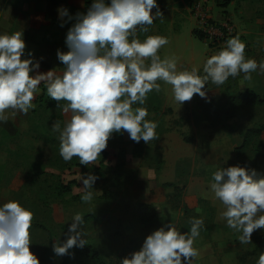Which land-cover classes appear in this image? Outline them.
I'll return each instance as SVG.
<instances>
[{"label": "rangeland", "instance_id": "374dc122", "mask_svg": "<svg viewBox=\"0 0 264 264\" xmlns=\"http://www.w3.org/2000/svg\"><path fill=\"white\" fill-rule=\"evenodd\" d=\"M19 1L0 0V33L22 30L26 47L21 58L31 53L33 62L40 64L36 71L51 69L62 75L64 65L57 51H68L67 32L77 14L86 13L93 0H36L28 28L21 19L15 22L12 17ZM171 3L173 16L165 22L153 20L147 33L138 28L137 35L140 39L147 35L167 37L168 43L159 54L162 58L176 57L181 70H202L204 61L225 45L220 41L213 45L200 37L204 20L222 27L225 42L239 35L246 44V57L264 60V0ZM64 8L68 15L61 23L58 10ZM158 83L160 91L150 92L143 105L148 109L147 119L158 122V138L135 142L126 131L113 132L107 147L89 165L80 164L75 156L67 162L60 156L59 133L53 131L52 124L59 121L63 127L71 112L63 111L66 101L48 97L43 82L34 95L35 107L26 115H13L8 110V120L0 123V204L17 200L33 211L29 247L42 264L62 262L63 255H56L52 246L57 239L62 242L67 238L71 218L77 212L85 218L87 244L107 264H117L123 253H131L128 238L136 239L140 249L154 230L172 222L182 232L187 231L193 217H203L205 228L196 238L194 247L199 256L192 264H256L264 253V228L253 231L249 244H241L240 233L221 219L223 206L213 200L208 188L218 167L239 165L264 177V129H259L264 125V103H255L263 98L264 73L257 70L250 80L243 79L241 73L220 86L209 82L205 84L206 97L194 94L182 105L175 101L170 84ZM245 92L250 93L251 104L234 107L231 96ZM249 128L261 133L237 156L235 148L242 144ZM90 173L98 179L93 184V199L84 202L80 177ZM167 183H174L178 190ZM202 193H207V198ZM140 202L155 208L153 222L140 219ZM72 264L96 263L74 258Z\"/></svg>", "mask_w": 264, "mask_h": 264}, {"label": "clouds", "instance_id": "9594fccd", "mask_svg": "<svg viewBox=\"0 0 264 264\" xmlns=\"http://www.w3.org/2000/svg\"><path fill=\"white\" fill-rule=\"evenodd\" d=\"M58 11L61 17L68 15L66 8ZM162 16L157 0H93L86 13L77 14L67 32L68 51H57L64 65L62 75L51 69L36 71L40 64L33 62L31 53L21 58L26 47L22 30L0 33V123L8 120V110L26 115L33 109L34 95L43 82L48 97L66 101L63 111L71 112L63 127L59 121L52 124L53 131L59 133L60 156L66 162L75 156L80 164L89 165L107 147L113 132L126 131L135 142L158 138V122L147 119L148 109L143 106L150 92L160 91L158 81L170 84L175 101L182 105L194 94L206 97L205 84L209 82L220 86L241 73L245 80L257 70L264 73V60L246 57V44L239 35L227 39L204 61L202 70H181L176 57L159 54L167 37L140 39L137 35L138 28L147 33L154 18ZM256 176L255 169L239 165L218 167L208 183L213 200L223 206L221 219L240 233L241 244H249L253 231L264 228V178ZM80 179L81 200L90 202L98 177L90 173ZM202 195L207 198L208 194ZM33 216V211L17 200L0 204V264H40L29 247ZM71 220L67 238L62 242L57 239L52 246L56 255L87 243L83 213H74ZM189 224L183 232L172 222L154 230L141 248L120 264H192L199 256L194 244L205 223L203 217H193ZM256 264H264V253Z\"/></svg>", "mask_w": 264, "mask_h": 264}, {"label": "trees", "instance_id": "16d2710c", "mask_svg": "<svg viewBox=\"0 0 264 264\" xmlns=\"http://www.w3.org/2000/svg\"><path fill=\"white\" fill-rule=\"evenodd\" d=\"M199 33H200V37L204 38L205 34L202 31H199ZM250 98L251 96L249 92L231 96L234 107H239L240 105H243V103L249 106L251 104L248 102ZM255 103H264V94H263V98L261 100H258V102H255ZM259 129L263 130L264 125L260 126ZM259 129L258 130L252 129V128L247 129L242 144L235 148V153L237 156H241L243 154V150L245 149V147H247L252 137L261 133ZM259 178H264V177H261V176L256 177V179H259ZM165 185L173 186L175 191L178 190V186L175 185L174 183H167ZM137 212L139 214L140 219L146 223H151L153 222L152 220L157 218V212L155 208L149 203L140 202L137 208ZM127 241L131 245L129 249L131 253L136 250H139L138 242L136 239L128 238ZM126 256H128V254L125 255V253H123V255L120 257V260ZM74 258L90 259L94 261L96 264H107L102 259L100 253L96 249H94L92 245L87 244V243L83 247L75 246L70 252H68L67 254H64L62 262L60 264H72V261L74 260ZM120 260L117 262V264H120ZM39 261H40V264H42V261L40 259Z\"/></svg>", "mask_w": 264, "mask_h": 264}, {"label": "crops", "instance_id": "0c3cea01", "mask_svg": "<svg viewBox=\"0 0 264 264\" xmlns=\"http://www.w3.org/2000/svg\"><path fill=\"white\" fill-rule=\"evenodd\" d=\"M36 0H20L19 1V6L13 9V13H12V17H15V22L19 19H21L24 28H28L26 26L31 27L32 24L30 22V16L33 15V13H35L34 11V6H35V2ZM172 0H157V4L159 6V10L162 13V17H155L154 20H162L163 22H165L166 19H168L169 17L173 16V12L172 11V4L171 3ZM34 5H33V3ZM93 2V1H92ZM170 3V4H169ZM33 6V7H31ZM91 5H89L90 7ZM153 14L156 12V8H153L152 10ZM172 14V15H171ZM65 17H61L59 15L60 18V22L63 23V21H65ZM17 18V19H16ZM13 24V21L11 22V25ZM139 34V32H138ZM139 36V35H138Z\"/></svg>", "mask_w": 264, "mask_h": 264}, {"label": "built area", "instance_id": "2783aa9c", "mask_svg": "<svg viewBox=\"0 0 264 264\" xmlns=\"http://www.w3.org/2000/svg\"><path fill=\"white\" fill-rule=\"evenodd\" d=\"M195 10L199 8V6L194 7ZM199 11V9H197ZM203 20V18H202ZM204 26L201 28L202 32L205 34L204 39L209 42L210 44L215 45L216 42H222L225 43L224 35L222 34V27L218 26L217 24H208V21H203L202 23Z\"/></svg>", "mask_w": 264, "mask_h": 264}]
</instances>
